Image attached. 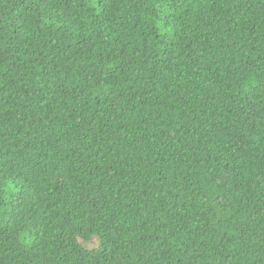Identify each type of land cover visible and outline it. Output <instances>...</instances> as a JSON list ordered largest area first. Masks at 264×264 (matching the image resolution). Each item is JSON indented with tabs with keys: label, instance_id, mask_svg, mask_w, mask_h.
<instances>
[{
	"label": "trees",
	"instance_id": "trees-1",
	"mask_svg": "<svg viewBox=\"0 0 264 264\" xmlns=\"http://www.w3.org/2000/svg\"><path fill=\"white\" fill-rule=\"evenodd\" d=\"M0 264H264V0H0Z\"/></svg>",
	"mask_w": 264,
	"mask_h": 264
}]
</instances>
